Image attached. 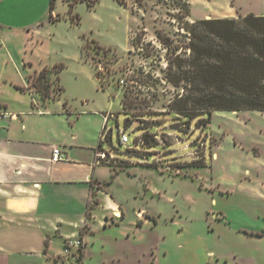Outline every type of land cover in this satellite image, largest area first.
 <instances>
[{
  "label": "rangeland",
  "instance_id": "obj_1",
  "mask_svg": "<svg viewBox=\"0 0 264 264\" xmlns=\"http://www.w3.org/2000/svg\"><path fill=\"white\" fill-rule=\"evenodd\" d=\"M50 1L0 4L8 24H26L47 9L48 21L73 23V28L64 23L59 36L42 45V52L34 55L37 65L55 59L64 64L75 57L82 38L83 58L112 98L123 99L130 87L140 103L132 111L160 113L132 117L123 112L110 119L102 147L115 159L101 163L106 181H92L94 191L102 190L103 199L92 194L88 216L108 213V223L120 225L105 230L109 236L121 229L138 230L137 239L143 236L138 243L144 248L158 240L159 247L170 252L168 264L170 256L175 262L182 253L179 264H227L223 256L235 252L242 258L239 261L253 256L264 259V112L213 111L211 119L191 122L170 115V94L175 90L165 81L170 76L169 60L157 31L173 37L178 33L169 14V9L176 11L174 7L158 0H144L143 6L136 0H124L127 6L117 0H64L65 8L60 2L57 7L54 0L49 9ZM223 2L191 0V18L227 12L218 7ZM242 4L245 10L264 11V0ZM8 10L21 14L14 17ZM138 33L139 46L133 43ZM51 70L29 77L25 89L39 102L48 99L41 84L48 96L59 92L60 85L50 80ZM123 132L129 137L126 144L120 141ZM117 209L121 217L115 215ZM212 251L223 259L217 261L220 257H212Z\"/></svg>",
  "mask_w": 264,
  "mask_h": 264
},
{
  "label": "crops",
  "instance_id": "obj_2",
  "mask_svg": "<svg viewBox=\"0 0 264 264\" xmlns=\"http://www.w3.org/2000/svg\"><path fill=\"white\" fill-rule=\"evenodd\" d=\"M235 1L237 4L225 0L218 5L227 12H205L197 18L249 12L264 15L254 7L245 10L243 0ZM59 2L66 8L64 0H56L57 7ZM79 4L91 10L85 2ZM13 11L8 14L20 16ZM48 11L18 26L8 24L6 15L0 13V112L10 113L0 118V264H168L170 252L160 248L158 240L144 248L138 243L143 238L137 239L138 230L127 233L121 229L112 236L105 233L120 226L108 223V213L96 211L88 217L92 194L102 198V190L94 191L92 181H106L102 165H94L103 148L104 127L116 113L124 112L122 99L112 98L100 86L83 58L82 38L77 54L64 62L61 71H53L58 59L37 65L34 55L42 52V45L57 38L64 23L73 28L70 20L48 21ZM45 68L52 69L50 80L61 90L39 102L25 88L30 75ZM55 148L61 149L65 160L52 161ZM115 215L121 217L122 213L117 209ZM78 239L84 241L83 249L73 247L66 254V243ZM183 249L181 244L180 251ZM214 252L212 257H220ZM178 255L175 262L170 256V264L182 262L184 254ZM223 257L227 264H264V259L255 256L239 261L242 258L236 252Z\"/></svg>",
  "mask_w": 264,
  "mask_h": 264
},
{
  "label": "trees",
  "instance_id": "obj_3",
  "mask_svg": "<svg viewBox=\"0 0 264 264\" xmlns=\"http://www.w3.org/2000/svg\"><path fill=\"white\" fill-rule=\"evenodd\" d=\"M117 1L126 5L124 0ZM136 1L143 6L144 0ZM158 1L176 9H169V14L179 30L174 37L157 31L169 60L170 76L165 81L175 90L170 94V115L191 122L211 119L213 111L264 112V15L239 13L235 17L192 19L191 0ZM93 5L89 2L90 7ZM137 35L133 39L136 45L141 41ZM64 67L63 63L55 65L57 72ZM47 72L43 69L40 76ZM39 87L42 94L52 97L45 84ZM129 88L122 99L124 113L132 117L159 116L156 111H132L140 103ZM82 256L81 251L79 260Z\"/></svg>",
  "mask_w": 264,
  "mask_h": 264
},
{
  "label": "built area",
  "instance_id": "obj_4",
  "mask_svg": "<svg viewBox=\"0 0 264 264\" xmlns=\"http://www.w3.org/2000/svg\"><path fill=\"white\" fill-rule=\"evenodd\" d=\"M0 42H1V38H0ZM10 113L8 112H0V118L4 117V116H9ZM114 116V115H112ZM107 139V126L104 127V135L102 138V142L106 141ZM120 141L124 144L129 142V137L123 132L122 135L120 136ZM140 143H143V141L140 139L139 140ZM66 159V156L62 153L61 149L59 148H55L53 150V155H52V161L54 162H59V161H63ZM113 159H115L114 154L106 151L105 149H101L98 154H97V160L94 163V165L97 164H101L102 161H112ZM82 241L81 240H72L69 241L68 243H66V249H65V253L66 254H70V251L73 247H77L78 249H80L82 247Z\"/></svg>",
  "mask_w": 264,
  "mask_h": 264
},
{
  "label": "bare ground",
  "instance_id": "obj_5",
  "mask_svg": "<svg viewBox=\"0 0 264 264\" xmlns=\"http://www.w3.org/2000/svg\"><path fill=\"white\" fill-rule=\"evenodd\" d=\"M121 214L119 213V214H117V216H120Z\"/></svg>",
  "mask_w": 264,
  "mask_h": 264
}]
</instances>
